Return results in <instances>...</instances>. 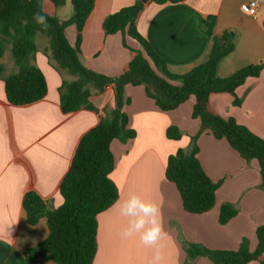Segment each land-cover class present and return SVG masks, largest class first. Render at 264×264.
I'll use <instances>...</instances> for the list:
<instances>
[{"label":"crops","instance_id":"obj_1","mask_svg":"<svg viewBox=\"0 0 264 264\" xmlns=\"http://www.w3.org/2000/svg\"><path fill=\"white\" fill-rule=\"evenodd\" d=\"M257 3L255 16L244 14L240 6ZM135 0H94L80 34V62L87 68L116 77L127 68L134 55L122 45L121 33L105 35L103 19L130 6ZM44 11L65 21L72 15L69 0L55 7L42 2ZM214 16L212 36L204 21ZM137 31L167 69L177 75L190 71L206 61L215 37L233 34V50L217 64L216 76L226 78L243 67L264 63V0H179L176 3L144 5L136 18ZM69 44L76 33L65 29ZM37 47V45H36ZM40 47V46H39ZM47 44L35 53V65L42 72L47 92L40 100L26 105H10L5 97L0 76V264H27L24 252L48 235L46 220L29 225L22 208V198L35 192L51 208L62 204L59 185L68 171L80 137L93 128L114 106L111 87L92 93L91 102L98 110L60 111L58 88L66 71H58L45 54ZM141 48V47H140ZM241 104L234 106L228 93H212L208 110L222 118H233L252 133L264 139V69L258 77H249L235 91ZM123 105L128 127L136 137L127 143L112 140L109 149L114 158L111 180L117 186V201L97 216V251L93 264H151L154 247L145 246L139 234L122 236L127 218L119 214L120 205L133 193L160 206V220L166 235L159 241L161 264H213L206 257L188 261L179 240L200 244L212 250H237L243 238L253 251L257 244L256 229L264 225V190L256 160L246 162L224 139L209 130L196 141L197 159L209 179L221 184L215 191L213 207L202 214L186 212L175 185L165 178L167 158L179 149L188 150L190 138L200 129V121L192 118L195 98L190 96L176 109L163 111L149 98L142 85H126ZM177 126L183 133L179 141L167 139L166 129ZM232 204L235 217L219 224L220 206ZM43 264H57L51 260ZM248 264H260L252 260Z\"/></svg>","mask_w":264,"mask_h":264},{"label":"trees","instance_id":"obj_2","mask_svg":"<svg viewBox=\"0 0 264 264\" xmlns=\"http://www.w3.org/2000/svg\"><path fill=\"white\" fill-rule=\"evenodd\" d=\"M49 1L55 7L65 4V0ZM69 1L72 15L65 21H59L44 11L43 0H0V76L4 73L1 58L8 46L15 68L14 72L3 76L5 97L10 105L32 104L47 92L45 78L35 65L38 34L47 39L46 56L55 69L64 70L72 77L63 79L58 88L61 113L78 110L97 112L90 99L93 91L101 93L111 87L114 96V106L78 141L68 171L59 185L62 204L51 208L35 192L24 194L22 208L27 223L35 225L44 218L48 229L44 240L24 252L27 264H43L48 260L57 264H93L97 251V216L110 208L119 196L117 186L110 178L114 158L109 145L115 139L124 144L136 137V132L128 127V116L123 111V105L130 102L124 95L128 84L142 85L146 95L163 111L177 108L190 96L195 98L192 118L200 121V129L190 138L187 151L179 149L168 156L164 172L166 180L175 185L186 212L202 214L210 210L219 186L205 174L196 156V141L205 130L217 139H224L246 162L257 161L261 189L264 190V139L233 118H222L208 110V99L212 93H228L233 97V105L239 106L242 99L237 97L236 89L247 78L258 77L264 63L243 67L226 78L217 77L218 62L233 50V34L225 32L215 37L206 61L187 73L173 74L137 31L136 18L144 5L135 0L132 5L107 15L102 21V30L105 35L119 32L123 37L136 41L144 56L140 50L134 51L121 75L108 76L80 62V34L94 8V0ZM178 1L153 0L158 4ZM37 12L47 17V28L34 21L33 16ZM214 22V16H208L204 21L208 36H212ZM67 27L75 30L73 45L65 36ZM165 134L167 139L176 140L180 131L169 126ZM236 214L232 204H222L219 224L227 223ZM256 239V247L250 251L246 238L241 240L237 250H212L179 237L190 262L206 257L213 264H248L252 260L264 264V225L256 229Z\"/></svg>","mask_w":264,"mask_h":264},{"label":"clouds","instance_id":"obj_3","mask_svg":"<svg viewBox=\"0 0 264 264\" xmlns=\"http://www.w3.org/2000/svg\"><path fill=\"white\" fill-rule=\"evenodd\" d=\"M38 25L48 27L47 17L40 12L33 16ZM160 206L152 201L142 198L138 194H131L119 208L121 217L127 218V225L122 236L132 237L139 234L140 241L148 247H154L155 252L151 264H161L163 256L159 248V241L166 235L160 220Z\"/></svg>","mask_w":264,"mask_h":264},{"label":"rangeland","instance_id":"obj_4","mask_svg":"<svg viewBox=\"0 0 264 264\" xmlns=\"http://www.w3.org/2000/svg\"><path fill=\"white\" fill-rule=\"evenodd\" d=\"M35 43H36V45H37V50L39 51L41 45H44L45 43L47 44V39H46L44 36L38 34V35L36 36ZM122 45H123V47L125 48V50H127V51H129V52H131L132 49L135 50V49L137 48L138 50H140L141 54L144 56V53H143L142 49L140 48V45H139L136 41L130 39L129 37L126 36V38L123 39V41H122ZM39 46H40V47H39ZM45 56H46V54H45ZM46 57H47V56H46ZM47 58H48V57H47ZM1 63H2V65H3V67H4V71H5L6 73H7V72L12 73V72L15 71V68H14V66H13V62H12V59H11V53H10V48H9V46L6 48V51L4 52L3 57L1 58ZM5 72H4V73H5ZM69 79H71V78H69ZM180 105H181V104H180ZM175 109H176V108H175ZM173 110H174V109H173ZM174 127H176V128L180 131V135H179L178 139L174 140V141L177 142V141H179V140L182 139V137H183V133L181 132V130H180L177 126H174ZM220 186H221V184H219L217 190L220 188Z\"/></svg>","mask_w":264,"mask_h":264},{"label":"built area","instance_id":"obj_5","mask_svg":"<svg viewBox=\"0 0 264 264\" xmlns=\"http://www.w3.org/2000/svg\"><path fill=\"white\" fill-rule=\"evenodd\" d=\"M241 12L249 16H255L257 12V3L256 2H247L243 3L240 6Z\"/></svg>","mask_w":264,"mask_h":264},{"label":"water","instance_id":"obj_6","mask_svg":"<svg viewBox=\"0 0 264 264\" xmlns=\"http://www.w3.org/2000/svg\"><path fill=\"white\" fill-rule=\"evenodd\" d=\"M143 5L147 4L148 2L150 1H153V0H139Z\"/></svg>","mask_w":264,"mask_h":264}]
</instances>
